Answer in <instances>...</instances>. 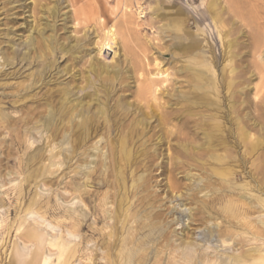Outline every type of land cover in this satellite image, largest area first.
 Returning <instances> with one entry per match:
<instances>
[{
	"label": "rangeland",
	"instance_id": "1",
	"mask_svg": "<svg viewBox=\"0 0 264 264\" xmlns=\"http://www.w3.org/2000/svg\"><path fill=\"white\" fill-rule=\"evenodd\" d=\"M136 1H139V0H0V112L1 113L3 112L4 115L10 114L9 116H17L18 114H20L19 111L21 112L20 107L21 108L23 107L22 109L24 110L26 108H34L37 105L38 107L35 109V112L36 111L40 113L42 112L40 114L41 115L40 119H42V117L45 116L46 113H48L46 114V116L49 115V113L51 112L53 113V110L55 109L54 105L56 102H57V106L62 105L64 108L69 109V107H72L74 104H76V102L78 101L77 98L81 100L83 98V100L81 101L82 106H85L88 104L89 109L91 110L90 113H93L96 119L100 118V121H101L102 119L101 114L97 113V109H99V107H103L105 109L109 107L108 111H110L111 107L114 105V103L117 101L119 97L121 100L127 103H132L135 100V96L133 95H135L136 91L138 90L137 85L140 84L141 86L142 84L139 82L140 81L144 82L147 79L154 80L155 81L154 85L157 88L159 87L158 91L160 93L158 94V97H157L158 98L157 100L159 101L156 100L157 104L162 103L163 105L165 103L163 100L166 99L165 101H167L168 103L164 104L165 106H171L172 108L173 107L180 108L181 105L185 103V99L188 98L189 101L188 99L187 101L189 103L191 102V109L193 112V116L197 118L196 119L197 121L199 120L197 122L195 118L192 116V119L194 120V123L196 124H200V122L202 124L218 122L224 125L226 128L231 127V129L233 130H235L238 122L239 124L241 123L245 124V125H242V124L241 125L247 131L248 133L247 137L251 135L254 139L257 138L256 141L259 143L256 147V152L259 153V157L260 156L261 157L256 160L254 159L256 156H258L257 154L251 157L250 161L254 160L252 162V165L256 164L258 160L260 159L262 160V158L264 159V148H262L264 147L263 146L264 145L263 143L264 142V0H142L141 2L146 6L145 16L142 18H139L138 15L136 14V11H135ZM111 28L115 30L112 47L109 50L103 49L102 52L99 54V49H100L99 46L103 42L104 35L106 31ZM184 30L185 31L190 30L189 32H191L188 39L181 37V35L183 36ZM39 38L44 39L42 41H44L45 44L49 43L50 48L53 47L52 51L54 50V52L51 55V57H52V60L54 59V62H53L54 64L51 66V68H48L47 72L42 76L43 78L41 77L42 80L40 79L38 81L37 76L30 75V73L32 72L35 73L37 66H36V60L32 59V54H34L35 49L34 50L32 49L31 47L32 45L30 44L29 39H31V42L35 46L36 45L35 42H37ZM196 38L199 40H197ZM226 38L227 40L229 39V41H226ZM24 40L25 41L27 40V41L24 42ZM227 42L228 44H230L229 46ZM19 45L23 47H20ZM57 47L59 49H57ZM171 49L175 54H173ZM26 51H28L26 55L27 59L21 60L22 53ZM60 51H62V53ZM66 51L67 53H65ZM199 54L201 55V57L199 56ZM35 56H37V52H35ZM9 57L11 58L13 57V58L8 59ZM28 60L31 61V64H28ZM170 60L172 63L170 62ZM187 60L188 62L186 63ZM92 66H94L95 69L92 68ZM175 66H177L178 70L177 69L175 70ZM204 66H206V68H204ZM208 66L210 69H208ZM103 69L104 71H102ZM58 70H60L61 73ZM153 71L154 72L156 71L155 74ZM148 72L151 75H148ZM140 73H143L144 79L139 78ZM159 73L161 74L162 77L160 76ZM186 74L189 75V78L188 76L187 77L185 76ZM158 76L161 77L160 80H158L159 79ZM174 76L176 77L174 78ZM184 76L186 77V79H184L185 78ZM136 79L137 80L140 79V81L139 80L137 81ZM200 79L203 83L200 81ZM229 80H231L232 82ZM191 81L193 84L190 83ZM195 81L198 84H196ZM215 81L216 82L218 81V83H216ZM38 82L40 85L38 84ZM156 82H159V83L157 84ZM171 83H172L171 87H174V88L170 87ZM64 84L66 87L64 86ZM74 84H76V86ZM160 84H163V85H160ZM62 85L63 87H65V89L63 87H60ZM16 86L19 87L18 88L19 90L17 89ZM57 87L64 92L69 91L67 92V95H63L66 98V101H64V97H60V95L62 94H59L57 95V97H55L56 102L52 103L51 104L52 106L47 105V104L45 105L44 104L45 101L43 97H41L43 92L50 89L51 91L49 90L48 91L49 93L53 92L54 94H56L57 91L59 90ZM77 87H85V90L84 91L78 90L76 89ZM185 87L186 88L188 87V88L186 89ZM191 87L193 90L190 89ZM165 89H167L166 92H165ZM168 89L170 91H168ZM180 90H183V91L180 92ZM32 91L34 92V94ZM122 91L124 92L122 93ZM160 91L163 93L161 94ZM91 92L94 94H92ZM173 92L175 93L173 94ZM69 93L71 94V96L73 95L74 97L73 96L71 97ZM84 93L89 94L88 97L86 96L82 97ZM174 95L178 97L176 98ZM245 95L246 97H243ZM124 98L127 99L128 101H126ZM238 100L241 103L243 102V104H241ZM199 101L202 102V104ZM154 102L155 101L149 102L155 105V106H152L153 109L156 108V102L155 103ZM43 105L45 106L43 107ZM95 105H97L96 106L97 109L95 107L93 109V106ZM41 107L44 108L46 112ZM75 108L80 109V107H75ZM198 108L202 110H199ZM217 108L218 109L221 108V109L218 110ZM258 108L262 110L261 113L259 112L260 110L258 111ZM129 109L133 112L131 117L136 115V118H140V115H137V112H136L137 109L134 107V105L130 106ZM216 109L218 110V112ZM147 110L148 109H146V111ZM207 110L208 112L206 113ZM70 111L72 112V109ZM202 111L205 113H203ZM215 112H217V114ZM249 114H251L252 116ZM196 116H198L199 118ZM200 118L203 119V121ZM209 118H211L212 120ZM71 119L72 120L70 121L69 125L71 129H75L74 124L80 120V117L76 115L75 113V115H73ZM66 120L64 121L66 122ZM178 120L179 118H174V120L172 119L171 120L172 122L175 121L172 124L176 123L175 124L176 126L178 124ZM208 120H211V121L209 122ZM246 120L249 122V124L248 122H246ZM2 121L3 120L0 119V221L2 220L0 222V264H8L9 263V252L12 247L11 242H13V240L16 239V235L19 236L16 242L19 241V244H22L23 242V240L21 239L22 236L20 238V234H18V232H16L17 234H15V236H14V232H10L9 235L8 234L6 235L7 232H6L5 226H7V224L13 222L16 219L20 209L17 210L16 212H13V211L9 212V210H12V208H14L15 206L18 205V203H20L21 204L20 208H22L21 214H23L24 212L22 211L23 210L22 206L26 205V203L28 202L27 200L31 197V194L32 195L34 194V192H40L44 196H49L51 198V204L57 201L55 202L56 204L57 203H59V205L60 203L61 205L63 204L61 206L62 208L66 206H71V207L80 209L82 205L80 204L81 201H83L82 203H84L86 199L84 200L78 192H75L74 194V191L70 190L69 188H66L65 184L63 183L69 182L71 180L75 182L76 184H81V183L83 184V181H86L85 176L83 177L82 176L83 174L81 172H77L75 176L74 171L76 170V166L79 165L81 169L83 170L82 172L86 171L85 172L86 174L91 171L89 169H93L97 167L99 158H97L96 156L98 154L104 153L101 159L107 160V158H105L106 149L102 147L103 142H100L102 141L101 135H98L95 137L93 136L89 137V139H87V141L84 143L82 148L81 146L80 147L77 146V149H75V152H74L75 155L72 153L73 155L71 156V152L73 151L71 148L72 141L70 137H69L70 141L69 139H66V137L65 139H63V135L62 137L58 136L57 137L58 139L52 138L51 136L50 137L47 136L49 135L48 133H50V130L48 129L43 130L42 128L41 129L43 130L42 133H38V129L40 130V127L37 126L36 129H31L33 132L32 135L30 136L27 135V137L24 136V144L28 147L29 152L31 151H32L31 153L39 152V153H43V155L45 154L44 156H48L51 153L57 154L58 152L57 149H61L62 152H61L60 158H62L64 154L66 153V155L69 156L68 159L70 158V160L67 159L64 163H62L63 165L62 166L61 164L58 165L59 163L56 158L55 162L57 163H54L53 165H48L49 169L53 173L47 174V176L50 175L49 176L50 178H52L53 180L56 179V181L58 182L51 183L47 181L44 184H40L38 187H34L32 183L27 185V183H25L22 179L28 171L24 172L23 170H20V168H17V166L14 164V161H13L17 159L19 160L21 156L24 155L23 149L21 151L13 152L10 155L9 159L11 160V162H9L8 165L5 164L6 160L3 159L4 152L6 151L4 149L5 148L4 146L9 142L8 138H9V132H11L12 130V127H11L12 124L6 123L4 121H3L4 124H2L3 123ZM250 122L252 123L250 124ZM36 125H39V122ZM67 125L68 124H66V126ZM250 127L253 129H251ZM172 129L174 130V128ZM199 131L198 130L194 131L196 133L195 140L197 142H201L200 140L203 139L202 137L203 130L200 129ZM35 132H36V135H34ZM66 132L67 131L64 130L63 134L64 133L66 134ZM200 133L201 135H199ZM41 134H42V138H40ZM91 138H93L94 140ZM60 139H62L63 141ZM61 145H63L64 148ZM60 146L61 148H59ZM53 148L55 149L53 150ZM201 149L202 148H200L199 152H202L203 149L202 150ZM78 153L81 155L80 157H77L79 156V155H76ZM164 153L166 155L167 151L165 150ZM90 154H93V155L95 154V155L94 157H92L93 155L90 156ZM215 154H221V151H215ZM160 156L161 155H159L158 161L163 159L164 162L166 161L165 164H167L168 163L167 158L166 157L164 158V156H161L162 157L161 158ZM83 157L85 159H83ZM22 158H24V156H22ZM75 160L78 162H76ZM84 161L85 162L87 161L86 164ZM43 162H46L45 164L47 166L48 161L45 160ZM43 162L39 165L41 166ZM249 165L250 163L246 164V166L248 167L246 168L244 167V172L246 173L248 172ZM52 166L54 167L55 171L52 170L53 169ZM31 168H34V167H30L28 169L31 170ZM178 170H175V172L173 171L171 175L172 177L170 178L172 180H174L175 178L176 180L175 182H181V183H177L178 189L174 190L177 193L171 190H167V187L163 185L166 179H165V175L159 174L160 173L159 169L154 170L151 173V176L154 177V178L152 177L151 179L147 177V173H144L141 170H136L135 173L133 172L134 174H132L131 171H128V180H127V185H128L127 195L131 203L130 211L132 212L137 211V214H136L137 221L140 220V222H147L149 218L155 215L154 211L158 212L161 215L164 225H166L167 227L170 225L168 227V231H170V236H171L170 238L174 242L173 243L174 245L172 246L173 248H176V249L178 248L176 243L177 242L179 243V240L182 239V237L185 241H188V239H190L195 243L199 242L198 239L196 238L197 237L199 238L200 236H202V233L204 232L203 229H205V227L208 226L209 220L211 223H217L221 221L220 219L221 217L216 216V214H213L211 216L205 217V221L204 223H202L205 226H203L202 224H199L196 226L195 223L191 222V216H192V213L194 212V208L196 207L195 205L198 204L196 203V201L200 202L199 204H201L202 202L206 203L211 197L215 196V194H218L217 192L219 193L222 192L224 194V191H220L219 188L222 185V183L223 185L228 186L229 182L227 180L228 179L231 180V177L228 175L229 173H227L224 170L216 169L213 167H208V169L206 168L203 170L201 169L202 171L201 170L198 171L197 169H186L184 170L186 173L182 170H179V171ZM102 171H104V168L103 169L97 168L96 173H94L93 175V181L87 182L88 184L86 183L85 187L82 186L81 188H84L86 190H95L98 192V194L99 193L101 194L99 195V197H102L103 193H106L107 191L109 192L111 190L110 192H113L112 187L108 188L109 186H101V187L98 186L99 183L97 181L101 179L102 176H104L105 171L104 172ZM69 173L71 174V176ZM187 173L190 176L186 175ZM204 174H206L207 176ZM208 174H210V176H208ZM225 174L227 175V177H225L226 176ZM63 175L66 177H64ZM143 176L150 179V181H148V183L146 184L147 192L150 194L149 196L150 199L146 198L144 199L145 201L143 200V202H141L137 198L142 197L143 195H146L147 193L146 191H145L146 193L144 192V189L142 187L143 182L145 181L144 179H146ZM220 176L222 177L223 182L219 180L221 179ZM260 176L261 175H259L258 178H261ZM61 177H64V178H61ZM131 177H134V178H131ZM188 179H190V181ZM136 180H138L139 182L141 180L142 181L141 183H139ZM160 180L162 184L157 183ZM191 180H193L194 182ZM207 180L208 181L213 180V181L207 182ZM205 183H206V186H205ZM242 183L243 184L247 183L249 186L246 185L245 187H241L240 185ZM231 185L235 186V191L225 189V193H228L225 196L226 200L229 199L231 195L235 198H239L240 193L243 194L245 193V191L249 193V194L246 193L247 195H245L246 201L253 200L259 193L260 195H262V197H264V183L262 182V180L259 181L258 183H254V181H251L249 177H244V174H241V176H239L236 180L231 181ZM255 185L259 187L261 186L260 188L262 191H259L258 189H256L257 187H254ZM193 187H195L196 189L195 188L193 189ZM141 188L143 190V193H141L142 192ZM29 189H31L32 192ZM240 189L244 192H242ZM178 190L180 192H178ZM166 191L168 193H166ZM25 194L27 195V197ZM182 194L185 195L186 197L183 196ZM73 195L75 196L78 195V197H73ZM171 195L172 197H170ZM173 197L175 198L173 199ZM110 198L106 200L105 206L107 207V205L109 206L111 205L110 203H112V205L110 206V208H112L115 206V203L117 202V199H116L117 197L111 198L112 200H114L115 203L112 202ZM108 201L110 203H108ZM77 202H80V203L77 204ZM97 202H98L97 200L94 201V203H97ZM142 203L143 205L144 204L145 205L143 206ZM154 206L156 207V209ZM159 208L160 209L162 208L161 209L162 211ZM174 208H176V210ZM187 208H190V209H187ZM263 213H264V210H261V213L259 214L264 219ZM256 214L258 213L256 212L252 213L251 215L253 216L252 218L256 217ZM63 217L64 216H62V213H58L56 216L55 215L48 216V220L53 225H58L60 221L63 220ZM90 217L88 218L87 223L91 222L92 218ZM175 218L178 221H176ZM216 218L219 219L220 221L217 220ZM120 219L122 218L120 217ZM207 219L209 220L207 221ZM212 219L215 222H212L213 221ZM153 220H157V219L153 218ZM103 223L102 221H100L94 226H96L97 228L100 227L99 229H102V230H103L102 227L105 226L103 231L109 230V227L105 225L106 222H103ZM110 223L111 221H109V224ZM188 223L189 225L186 226ZM119 224L120 223L117 222V226H119ZM221 225L223 227L224 224H221ZM259 227L262 228L263 225L259 224ZM77 229L78 228L74 230L76 232L74 231L73 232L77 233L78 235L87 234L86 236L88 240L89 239L93 240L90 237L89 232L87 231L86 227L83 229H78V231ZM172 230L175 232L173 233ZM145 231L147 234L149 229L146 227V228L139 230L138 237H142L146 235ZM184 232H187V233L185 234ZM196 233H198V235ZM124 234H125L124 232L123 234L121 233V235H124ZM176 238L177 239L180 238V239L176 240ZM263 239L264 238L261 237L257 241V244L261 247H264ZM200 244L202 243L200 242ZM175 245L176 247H174ZM9 246H10V249H9ZM98 246L97 248L100 251V252L98 251V253H100L101 256L104 255V253H102L101 250H105V245L99 244ZM191 247L192 245L188 246V251H190ZM117 248L113 250L115 253L117 252L116 251ZM244 248H247V247H244ZM52 252H54V249ZM2 253H6V254H2ZM77 258H80V257L77 255ZM77 258L76 257L73 258L74 263L76 262L78 264V262H83L81 258L80 259H77ZM55 259L56 258L53 257V259H51L52 263H49V264H60L59 262L63 258L60 260H55ZM150 260L153 261L152 259ZM49 261L50 260L48 259L44 264H47ZM151 261H149L147 264H152ZM98 262H99L98 264H103L101 260H99ZM241 264H244V263H241Z\"/></svg>",
	"mask_w": 264,
	"mask_h": 264
},
{
	"label": "bare ground",
	"instance_id": "2",
	"mask_svg": "<svg viewBox=\"0 0 264 264\" xmlns=\"http://www.w3.org/2000/svg\"><path fill=\"white\" fill-rule=\"evenodd\" d=\"M141 1L142 0L136 1V7H135L136 14L138 15L139 18H141V16H139V12L137 10L139 8H143V5H144ZM144 8H146V6H144ZM207 11H209V10H207ZM189 31L190 30H188V31L184 30L183 36L181 35V37L188 39L189 35L191 33ZM114 32H115V30L112 28L108 29L106 31V33L104 35L103 42L99 46L100 47L99 54L102 52L103 49L109 50L112 47V43H113L114 35H115ZM42 40H44V39L39 38L38 41L35 42L36 45L34 46L33 43L31 42V39H29L30 44L32 45L31 46L32 49L33 50L35 49L34 51L37 52V56H35V52H34V54H32V59L36 60V66H37L36 68L37 69L35 68L36 69L35 73L32 72V73H30V75L37 76L38 81L47 72L48 68H51V66L54 64L53 63L54 59L52 60V57H51V55L54 52V50L52 51L53 47L50 48V46H49L50 44L49 43L45 44L44 41H42ZM197 40H199V39H197ZM26 41L24 40V42H26ZM226 41H229V39L227 40V38H226ZM201 43H203V42H201ZM227 44H228V42H227ZM229 45L230 44H228V46ZM20 47H23V46H20ZM202 48H204V47H202ZM57 49H59V48L57 47ZM63 50H64V48H63ZM171 51H172V49H171ZM60 52L62 53V51H60ZM203 52H204V50H203ZM27 53H28V51L22 53L21 60L27 59V57H26ZM65 53H67V51ZM173 54H175V53L173 52ZM199 56L201 57L200 54H199ZM12 58L9 57L8 59H12ZM29 60H28V64H31V61H29ZM211 60H210V62H211ZM228 60H230V59H228ZM172 61H173V59H172ZM170 62H171V60H170ZM187 62H188V60L186 61V63ZM223 64H224V62H223ZM31 68H32V66H31ZM92 68H94V66H92ZM204 68H206V66H204ZM94 69H93V71H94ZM176 69H177V66H175V70ZM208 69H210L209 66H208ZM211 69H213V68H211ZM58 71H60V70H58ZM102 71H104V69ZM155 72H154V74H155ZM60 73H61V71H60ZM13 75H14V73H13ZM137 75H138V73H137ZM146 75H147V73H146ZM148 75H151V74H149V72H148ZM181 75H183V74H181ZM139 76H140L139 78L144 79L143 73H140ZM160 76H161V74H160ZM185 76L186 77L188 76V78H189V75L186 74ZM161 77L158 76L159 79L157 77L156 78L158 80H160ZM165 77H166V75H165ZM175 77L176 76H174V78ZM186 77L184 79H186ZM137 78H138V76H137ZM138 80L140 81V79H138ZM174 80H176V79H174ZM192 81L190 83H192ZM200 81H201V79H200ZM229 81H231V80H229ZM24 82H26V81H24ZM67 82H69V81H67ZM154 82H155L154 80H148V79L145 80L144 82L140 81L139 83H142V84H141V86H140V84L137 85L138 90L136 91L135 95H133V96H135V100L132 103H127V102L121 100L119 97L115 103L113 102L114 105L111 107L110 111H108L109 107L107 109H105L103 107H99V109H97L96 108L97 105L93 106V109L95 107L97 109V113L101 114V118H102L101 121H100V118L96 119L94 117L93 113H90L91 110L89 109L88 104L85 106H82L81 101L83 100V98L81 100L75 96L78 101L76 100L77 101L76 104H74L72 107H69V109L64 108L62 105L57 106V102L55 100V97H57V95H59V94H62V95H60V97H64L63 95H67V92H69V91L64 92V91L60 90L58 87L57 88L59 90L57 91L56 94H54L53 92L49 93L48 91L50 89L43 92L41 97H43V99L45 101L44 102L45 105L46 104L51 105L54 102H56V103L54 105L55 109L53 110V113L51 112L47 116H46V114H48V113H46L45 116L42 117V119H40V117H41L40 114L42 112L41 113L37 112V111L35 112V109L38 107L37 105L34 108H26V106H25L26 109H24V110L22 109L23 107L21 108L19 106L21 109V112L19 111L20 114H18L17 116H9L10 114L4 115L3 112L2 113L0 112V119L6 123L12 124V126H11L12 130H11V132H9V138H8L9 142L4 146L5 147L4 149L6 151L4 152L3 159L6 160L5 164L8 165V163L11 162V160L9 159L10 155L13 152L21 151L23 149L24 155H22V156H24V158H22V156H21V158L19 160L17 159V160H13V161H14V164L17 166V168H20V170H23L24 172L28 171L22 179L25 183H27V185L32 183L34 185V187H38L40 184H44L47 181H49L51 183L58 182V181H56V179L53 180L52 178H50L49 177L50 175L47 176V174L53 173L49 169L48 165H53L54 163H57V162H55L56 158H57V161L59 163L58 165H60V164L62 165V163H64L69 157L65 153L64 156L62 158H60L61 152H62L61 149H57L58 150L57 154L51 153L48 156H44L45 154L43 155V153L36 152L37 150L35 151L36 153H31L32 151L29 152L28 147L24 144V136L27 137V135H29V136L32 135L33 132L31 129H36L37 126L40 127V130L38 129V133H42V131L44 129L50 130V133H48L49 135H47L49 137L51 136L52 138H56V139H58L57 138L58 136L62 137V135H63V139H65V137H66V139H69V137H70V139L72 141V143H71L72 147L71 148L73 151V152H71V156L73 154L75 155L74 152H75V149H77V146L78 147L81 146V148H82V146L87 141V139H89V137H91V136L95 137V136L101 135L102 141H100V142H103L102 147L106 149L105 158H107V160L101 159V157L103 156L104 153L98 154L99 153L98 152L97 153L98 155L96 156L97 158H99L97 167H95L93 169H89L91 171L89 173H86V174H85L86 171L82 172L83 170L81 169V167L79 165L76 166V170L74 171L75 176H76L77 172H81L83 174L82 176L83 177L85 176L86 181L82 180L83 184L82 183L76 184L75 182H73L71 180L69 182L63 183V184H65L66 188L73 190L74 194H75V192H78L84 200L86 199L87 202L85 201L84 203H82L83 201H81V200H80L81 203L77 202V204H79V203L82 204L80 209H77V208H74L71 206H66V205H65L66 207L62 208L61 206L63 204L62 205H61V203H60V205H59V203L56 204L55 202H57V201H55L54 203L51 204V198L49 196L42 195L40 192H34L33 195L31 194V197L27 200L28 202L26 203V205L23 204L24 205V206H22L23 207L22 211L24 212L23 214H21L22 208H20V205H21L20 203H18L17 206L12 208V210L8 209L9 212H12V211L16 212L17 210H19V209L20 210L18 212L16 219L13 222L10 221L11 223H9V224H7V226H5V229L7 232L6 235L7 234L9 235L10 232H14V236H15V234H17L16 232H18V234H20V238L22 236L21 239L23 240L22 244H19V241L16 242L18 240L17 238H19V236L16 235V239H14L15 241L13 240V242H11L12 243L11 249L9 246L10 252L7 250L9 252V263L8 264H44L48 259L51 261V262L49 261L47 263V264H49V263H52L51 259H53V257L56 258L55 260H60L63 258L59 262L60 264H75L76 262L74 263L73 258H75V257L77 258V255L83 260V262H78L79 261L78 260L77 261L78 264L79 263L80 264H98L99 260H101L103 264H147L149 261H151L150 259L153 260V261H151L152 264H241V263H244V264H264V247H261L257 244V241L261 237L264 238V219L259 214V213H261V210H264V197H262V195H260V193L259 194L256 193L257 194V196L255 197L256 199L251 198L253 200L249 201L247 199L248 201H246L245 195H247L246 193H248V192L245 191V193H243V194L240 193L239 198H235L230 194L231 195L230 198L228 197L229 199H227V200L225 199L226 194H228V193H225V189L235 191V186L231 185V181L236 180L239 176H241V174H244V177H249L251 181H254V183H258L261 180L264 183V180H263V178H264V172H263L264 171V159L262 158V160L260 159V160H258V162L256 164L252 165V162L254 160L259 159L261 157V156L259 157V153L256 152V147L259 144L256 141L257 138L254 139L251 135L249 137H247L248 133L244 129V127L242 126L245 124L241 123L242 124L241 125V124H239V122L237 123L235 130L231 129V127L226 128L224 125H222L218 122L207 123V124L206 123L202 124L201 122H200V124L194 123V120L192 119L193 112L191 109V102L190 103L188 102L189 101L188 98L185 99V103H183L181 105V107L179 106L180 108H174V107L172 108L171 106H165L164 104L168 103L167 101H165L166 99L163 100L165 102L163 105H162V103H159V102H158L159 104H157V101H159V100H157L158 99L157 97H158V94H160V93L158 91L159 87L157 88L154 85ZM156 83L158 84L159 82H156ZM172 83L170 84V87H171ZM195 83H196V81H195ZM216 83H218V81ZM20 84H21V82H20ZM38 84H39V82H38ZM65 84H64V86H65ZM180 84H181V82H180ZM196 84H198V83H196ZM68 85H69V83H68ZM74 85L76 86V84H74ZM121 85H122V83H121ZM160 85H163V84H160ZM167 85H169V84H167ZM226 85H228V84H226ZM70 86H69V88H70ZM237 86H239V85H237ZM16 87H17V89L19 88L18 86H16ZM60 87H63V85ZM65 87H63V88L65 89ZM175 87H176V85H175ZM171 88H174V87H171ZM43 89H45V88H43ZM76 89L84 91L85 87H77ZM178 89H180V88H178ZM190 89H192V87ZM222 89H223V87H222ZM66 90H67V88H66ZM126 90H127V88H126ZM166 90L167 89H165V92H166ZM171 90H173V89H171ZM120 91H121V89H120ZM168 91H170V90L168 89ZM181 91H183V90H180V92ZM123 92L124 91H122V93ZM87 93H84L82 97H84V96L88 97L89 94H87ZM162 93L163 92H161V94ZM174 93L175 92H173V94ZM33 94H34V92H33ZM72 94H73V92H72ZM92 94H94V93H92ZM215 94H217V93H215ZM233 95H235V94H233ZM70 96H71V94H70ZM175 97L177 98L178 96H175ZM243 97H246V95ZM210 98H211V96H210ZM187 99H188V101H187ZM125 100L128 101L127 99H125ZM199 100H200V98H199ZM242 100H244V99H242ZM64 101H66L65 97H64ZM67 101H69V100H67ZM150 101L156 102V108L155 109L152 108V106H155V105L149 103ZM246 102H248V101H246ZM200 103L202 104V102H200ZM67 104H69V103H67ZM99 104H100V102H99ZM241 104H243V102ZM45 105H43V107ZM132 105H134V107L137 109V111H136V109H135V111L137 112V115H140V118H136V115L131 117L133 112L129 109V107ZM211 105H213V104H211ZM75 107H80V109L75 108ZM240 107H241V105H240ZM42 109L46 112V110L44 108H42ZM71 109H72V112L70 111ZM146 109H148V110L146 111ZM202 109H203V107H202ZM202 109H199V110H202ZM219 109H221V108H219ZM261 109H263V108H261ZM218 110H217V112H218ZM259 110L260 109L258 108V111ZM195 111H196V109H195ZM261 111L262 110H260L259 112L261 113ZM74 112L76 113V115H78L80 117V120L74 124L75 129H71L69 123L72 120L71 119L72 116L75 115ZM207 112H208V110L206 111V113ZM217 112H215V113L217 114ZM227 112H228V110H227ZM203 113H205V112H203ZM248 113H250V112H248ZM249 115H251V114H249ZM193 117L195 118V116H193ZM196 117H198V116H196ZM205 117H203V118H205ZM174 118H179L178 124L176 126H175L176 123L172 124L175 121H173V122L171 121L172 119L174 120ZM260 118H261V116H260ZM196 119L197 118H195V120ZM209 119H211V118H209ZM239 119H240V117H239ZM64 120H66V122ZM201 120L203 121V119H201ZM211 120H208V121L210 122ZM4 122L2 124H4ZM38 122H39V125H36ZM246 122H248V121L246 120ZM251 123L252 122H250V124ZM66 124H68V125L66 126ZM248 124H249V122H248ZM59 125H60V127H59ZM42 128H43V130H41ZM172 128H174V130ZM193 128H194V130H193ZM62 129H64L68 133L66 132V134L65 133L63 134L64 130H62ZM200 129L203 130V136H202L203 139L200 140L201 142H197L195 140L196 133L194 131H197V130L199 131ZM251 129H253V128H251ZM34 135H36V132L34 133ZM199 135H201V133ZM197 137H198V135H197ZM40 138H42V134L40 135ZM70 139H69V141H70ZM91 139H93V138H91ZM60 140H62V139H60ZM4 142H6V141H4ZM61 146H63V145H61ZM61 146L59 148H61ZM63 148H64V146H63ZM200 148L203 149V150L201 149L202 152H199ZM262 148H264V147H262ZM54 149L55 148H53V150ZM34 150H35V148H34ZM69 150H70V148H69ZM165 150L167 151L166 155L164 153ZM215 151H221V154H215ZM63 152H65V151H63ZM256 154L258 156H256L253 161H250V158L255 156ZM76 155H79L77 157L81 156L79 153ZM91 155H93V154H90V156ZM94 155L92 157H94ZM159 155L164 156V158L166 157L168 160V163L165 164L166 161L164 162L163 159L158 161ZM83 159H85V158L83 157ZM45 160L48 161L47 166L45 164L46 162H43ZM68 160H70V158ZM42 162H43V164L40 166L39 164H41ZM76 162H78V161H76ZM86 162H85V164H86ZM88 163H89V161H88ZM247 163H250V165L248 168V172L246 173V172H244V167L245 168L248 167V166H246ZM30 167H34V168H31V170H30V169H28ZM71 167H72V165H71ZM208 167H213L216 169L226 171L227 173H229L228 175L231 177V180H229V179L227 180L229 182L228 186L223 185V183L220 186L219 190L224 191V194L222 192H220V193L217 192L218 194H215V196L211 197L206 203L202 202L201 204H199L200 202H197L195 200L196 203H198V204L195 205L196 207L194 208V212L192 213L191 222L195 223L196 226L204 223L206 216L208 217V216H211L213 214H216V216L221 217L220 218L221 221L216 218L217 220L220 221V222L216 221L217 223H211L210 220L207 219V221L209 220L208 226H206L205 229H203L204 232L202 233V236H200L199 238L198 237L196 238V239H198L199 242L195 243L190 239H188V241H185L183 239V237H182V239L179 238L180 239L179 240V239H177L178 238L177 237L176 240H179V243L178 242L176 243L178 248L177 249L173 248L172 245H174L173 244L174 242L170 238L171 237L170 231H168V227L170 225L167 224V225H169L168 227L166 225H164L162 218H161V215L158 212L154 211L155 215L152 216L151 218H149L147 222H140V220L137 221V218H136L137 211H133V212L130 211L131 203H130V201L128 199V195H127L128 171H131L132 174H134L136 170H141L142 172L147 173V177H149L151 179L153 177V176H151V173L154 170L159 169L160 170L159 174L165 175L166 180L163 183V185H165V187H167V190L174 191L175 189L176 190L178 189L177 183H181V182H175L176 181L175 178H174V180L170 179L172 177L171 175H172L173 171L175 172V170H178V169L182 170V171H184L186 169H197L199 171L201 169L202 170L206 169V168L208 169ZM52 168H53L52 170H54L53 166H52ZM90 168H92V167H90ZM97 168L98 169L104 168V171H105V172L102 171V172H104V176H102V178L97 181L99 183L98 186L99 187L109 186L108 188L112 187V189H113V192H110L111 191L110 190L109 192L107 191L106 193H103L102 197H99V195H101V194L100 193L98 194V192L95 190H86L84 188H81L82 186L85 187L87 182L93 181V175H94V173H96ZM178 171H176V172H178ZM205 172H206V170H205ZM19 173H21V172H19ZM199 173H201V172H199ZM208 173H209V171H208ZM15 174H16V172H15ZM79 174H77V175H79ZM186 175H189V174L187 173ZM204 175H206V174H204ZM259 175H261L260 176L261 178H258ZM70 176H71V174H70ZM208 176H210V174H208ZM64 177H66V176H64ZM64 177H61V178H64ZM100 177H101V175H100ZM143 177H145V176H143ZM225 177H227V175ZM131 178H134V177H131ZM149 178L144 179L145 181L143 182V186H142L144 189V192L145 191L147 192V185L146 184L148 183V181H150ZM139 179H141V178H139ZM188 180L190 181V179H188ZM216 180H217V178H216ZM219 180H221V182H223L222 177ZM133 181H135V180H133ZM136 181L139 182L138 180H136ZM141 181L139 183H141ZM191 181H193V180H191ZM205 181H206V179H205ZM209 181L207 180V182H209ZM212 181H210V182H212ZM78 183H80V182H78ZM135 183H134V185H135ZM157 183L160 184L161 180L158 181ZM194 185H195V183H194ZM246 185H248V184L242 183L240 186L245 187ZM205 186H206V183H205ZM262 186H263V184H262ZM196 187H197V185H196ZM200 187H202V186H200ZM254 187H257L256 189H258L259 191H262L260 188L261 186L259 187V186L255 185ZM108 188H106V189H108ZM194 188L195 187H193V189ZM252 188H253V186H252ZM106 189H105V191H106ZM29 190L31 191V189H29ZM141 190H142V188H141ZM238 190H239V188H238ZM132 192H131V194H132ZM174 192H176V191H174ZM178 192H180V191L178 190ZM242 192H244V191H242ZM141 193H143V190ZM166 193H168V192L166 191ZM205 194H207V193H205ZM178 195H180V194H178ZM149 196H150V194L147 192L146 195H143L142 197H139L137 199H139L141 202H143V200L146 198L150 199ZM183 196H185V195H183ZM26 197H27V195H26ZM73 197H78V195H76V196L73 195ZM110 197L111 198L117 197L116 198L117 202L115 203L114 200H112ZM170 197H172V195ZM69 198H70V196H69ZM109 198L112 200V202L115 203V206L112 208H110L112 203H110L109 201H108V203H110L111 205H109V206L107 205V207L105 206L106 200ZM174 198L175 197H173V199ZM25 199H27V198H25ZM8 200H10V199H8ZM95 200H97L98 202L94 203ZM8 203H9V201H8ZM92 203H94V204H92ZM151 204H153V203H151ZM142 205H143V203H142ZM72 206H73V204H72ZM172 206H174V205H172ZM8 207H9V205H8ZM156 207H157V205H156ZM156 207H155V209H156ZM136 208H134V209H136ZM174 209L176 210V208H174ZM187 209H190V208H187ZM190 212H191V210H190ZM254 212H256L258 214H256V217L252 218L253 216H251V215ZM58 213H62V216H64L63 220L60 221V223L58 225H53L48 220V216H50V215L56 216ZM1 215H2V213H1ZM90 216H92V217H90ZM189 216H190V214H189ZM89 217L92 219H91V222L87 223V220ZM120 217L122 219H120ZM153 218H155L157 220H153ZM145 219H146V217H145ZM100 221H102V223L106 222L105 225H107L109 227V230L103 231L105 226L102 227L103 230L99 229L100 227L97 228L96 226H94ZM109 221H111L110 224H109ZM141 221H142V219H141ZM176 221H178V220L176 219ZM117 222L120 223L119 226H117ZM212 222H215V221L213 220ZM221 224H224L223 227ZM259 224L260 225L262 224L263 227L262 228L259 227ZM188 225H189V223L186 226H188ZM192 226H194V225H192ZM203 226H205V225H203ZM85 227H86L87 231L89 232L90 237L93 240H90V239L88 240V238L86 236L87 234L86 235L85 234L78 235L77 233H74V232H76V231H74L76 228L83 229ZM146 227L149 229L148 233L146 234V231H145L146 235H144L142 237H138L139 230L146 228ZM1 228H3V227H1ZM198 228H199V226H198ZM78 229H77V231H78ZM123 232L125 234L121 235V233L123 234ZM174 232L175 231H173V233ZM119 233H120V235H119ZM184 233L186 234L187 232H184ZM196 234L198 235V233H196ZM180 235H181V233H180ZM199 235H201V234H199ZM94 236H96V237H94ZM194 241H195V239H194ZM214 241H216V242H214ZM200 242L202 244H200ZM99 244L105 245V250H101L102 253H104V255H102V256L100 255V253H98L99 249L97 248V246ZM176 245L174 247H176ZM190 245H192V247L190 248V251H188V246H190ZM117 247H119V248H117ZM244 247H247V248H244ZM115 248H117L116 253L113 251ZM53 249H54V252H52ZM6 253H2V254H6ZM80 258H77V259H80ZM4 263H6V262H4Z\"/></svg>",
	"mask_w": 264,
	"mask_h": 264
},
{
	"label": "built area",
	"instance_id": "3",
	"mask_svg": "<svg viewBox=\"0 0 264 264\" xmlns=\"http://www.w3.org/2000/svg\"><path fill=\"white\" fill-rule=\"evenodd\" d=\"M145 5H143V8H139L137 11L139 12V16L144 17L145 16Z\"/></svg>",
	"mask_w": 264,
	"mask_h": 264
}]
</instances>
